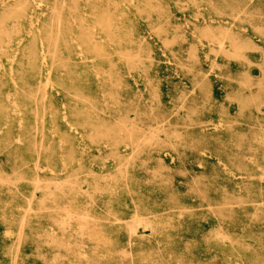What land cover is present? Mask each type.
Masks as SVG:
<instances>
[{
	"label": "rangeland",
	"instance_id": "obj_1",
	"mask_svg": "<svg viewBox=\"0 0 264 264\" xmlns=\"http://www.w3.org/2000/svg\"><path fill=\"white\" fill-rule=\"evenodd\" d=\"M0 264H264V0H0Z\"/></svg>",
	"mask_w": 264,
	"mask_h": 264
},
{
	"label": "bare ground",
	"instance_id": "obj_2",
	"mask_svg": "<svg viewBox=\"0 0 264 264\" xmlns=\"http://www.w3.org/2000/svg\"><path fill=\"white\" fill-rule=\"evenodd\" d=\"M59 24V23H58ZM221 44H223V43H221ZM221 44H220V47H221ZM37 183V182H36ZM30 205V204H29ZM69 220V219H68ZM6 232V231H5Z\"/></svg>",
	"mask_w": 264,
	"mask_h": 264
}]
</instances>
